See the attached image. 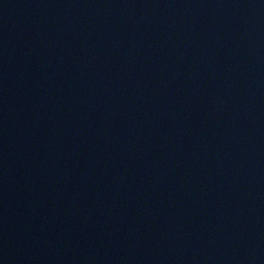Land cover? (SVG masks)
Returning <instances> with one entry per match:
<instances>
[{
	"label": "water",
	"instance_id": "obj_1",
	"mask_svg": "<svg viewBox=\"0 0 264 264\" xmlns=\"http://www.w3.org/2000/svg\"><path fill=\"white\" fill-rule=\"evenodd\" d=\"M0 264H264V0H0Z\"/></svg>",
	"mask_w": 264,
	"mask_h": 264
}]
</instances>
